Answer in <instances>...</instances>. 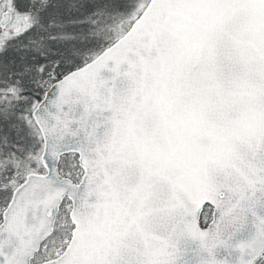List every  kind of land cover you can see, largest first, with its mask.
Instances as JSON below:
<instances>
[{"label": "snow or ice", "instance_id": "1", "mask_svg": "<svg viewBox=\"0 0 264 264\" xmlns=\"http://www.w3.org/2000/svg\"><path fill=\"white\" fill-rule=\"evenodd\" d=\"M0 264H264V0H0Z\"/></svg>", "mask_w": 264, "mask_h": 264}]
</instances>
